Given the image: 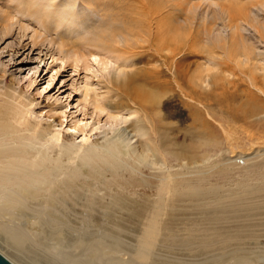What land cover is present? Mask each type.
<instances>
[{
	"label": "rangeland",
	"instance_id": "1",
	"mask_svg": "<svg viewBox=\"0 0 264 264\" xmlns=\"http://www.w3.org/2000/svg\"><path fill=\"white\" fill-rule=\"evenodd\" d=\"M108 1L107 8L93 6L82 11L80 0H0L4 24L11 23L6 33L0 27V142L15 146L17 151L10 153L11 157L27 161L30 171L40 167L35 162L38 152L69 169L57 179L53 194L60 198L59 205L65 200L66 212L72 209L66 216L72 231L65 233L66 241L60 225L45 222L51 231L46 232L48 242L120 241L122 252L118 255L125 261L133 258L132 264H264V93L224 55L229 47L208 44L206 38L208 31H217L222 24L215 6L251 8L264 0L165 3L171 17H180L178 22L169 18L171 24H182L187 14L194 23L183 26L178 53L168 65L161 57H131L124 73L119 69L125 62L119 57L123 54L95 47L92 33L101 31L99 26L105 20L114 19L118 27L126 24L141 2L147 7L162 2ZM179 1L182 6L175 4ZM29 5L39 22L26 13ZM196 6H200L197 13L193 12ZM78 10L83 17L80 30L72 26ZM43 12L52 14L47 27L40 23ZM120 12L123 16H118ZM242 33L264 57V42L257 33L252 29ZM225 37L226 42H232ZM60 43L70 45L60 52ZM72 49L85 63L69 58ZM208 49L217 53L214 63L208 62ZM90 52L109 58L107 65L87 59ZM242 67L249 73V64ZM156 69L164 72L159 85H140L161 98L159 114L155 104L133 100L121 91L127 75ZM263 72L255 70L264 84ZM198 75L207 80L205 91L218 97L209 107L214 119L204 109L195 119L187 97L174 81L177 77L181 83L195 82ZM51 133L59 139H52ZM29 141L38 152L25 145ZM69 149L71 156L66 157ZM148 150L153 157L146 156ZM153 159L160 166L152 165ZM164 161L167 168L161 165ZM169 174L175 178L173 182ZM167 200L166 215L157 221L138 213ZM52 208L56 212V206L52 204ZM3 217L0 223L8 220ZM39 217L55 218L39 213L21 223L42 233L44 229L32 223ZM5 237L0 229V249L17 264H43L34 254L6 244ZM144 245H150L147 262L135 255ZM69 249L73 257L86 256L83 249Z\"/></svg>",
	"mask_w": 264,
	"mask_h": 264
},
{
	"label": "bare ground",
	"instance_id": "2",
	"mask_svg": "<svg viewBox=\"0 0 264 264\" xmlns=\"http://www.w3.org/2000/svg\"><path fill=\"white\" fill-rule=\"evenodd\" d=\"M157 1L162 2V4L154 3V6L148 5L147 7L146 4H143L144 2H141L140 4L142 6L141 7L136 6L135 11L132 12V17L125 20L128 22L126 24H123L120 27L116 26L117 24H115L114 19L112 20L110 19L107 21L105 20L99 26L101 31L99 32L95 31L93 33L92 31H90L96 37L94 41L95 47L100 46L103 49L108 50L109 53H115L119 55L123 54L119 56L125 59V62L123 61L121 66H119V69L121 68L120 69L121 73L125 72L123 69H127V67H129V65L127 64L131 63V57L134 58V56H151L153 58L161 57L162 61L166 65H168L170 59L174 58V56L178 53L180 43L182 42L180 40V37L182 35L181 31L184 30L183 26L185 24H187V26L188 24H194L192 19H190L191 17L188 14L186 17L182 19V22H183L182 24L181 23L179 25L171 24L170 22L172 21L169 18L173 20H177V22H178V19H180L179 14L177 15L174 14L175 16H177L175 18L170 16V10L168 8V5L166 6L165 3L172 2V0H157ZM180 1L175 4H177L178 6H182L183 4H181ZM80 2H81L80 7L82 11H86L90 7H93V6H96V8L98 9L101 7L107 8L110 5V1L108 0H80ZM198 7L200 6H196L194 10L190 8V10L191 11L193 10V12L195 11L197 13V10L199 9ZM215 7L217 11L219 12L217 14V18L222 21V24H221V27L217 29V31L213 32V29H211V31H208L206 35V38L208 41L207 43L212 44V45L213 43H215V44H218V46L220 45L222 48L229 47L227 51L224 53V55H228V57H230V62H233L236 66L238 65L239 70L242 71L241 73L245 74L248 80L250 81L249 83H251L254 86H257V88L261 92L264 93V87H263L264 84L261 82V80H259L258 78L259 76L255 73V70L264 71V57L260 53L259 54L256 53V48L254 47V45H251L248 42H246L247 39L244 38V33H242V31L247 32L252 29L257 33L258 39L264 42V21H260V17L261 16L264 17V11L262 10V8H264V2L261 4L254 5L251 8L249 6H237V7L234 6V7H231L230 9H227V8L225 9L224 6L222 7L220 5L215 6ZM32 9L33 7L29 5V8L25 9V11L29 15V17L35 18V20L39 22L37 18L34 17ZM176 10L177 9H175L174 12ZM35 11H38V9H36ZM79 12L80 11L78 10L77 14L74 16V21L72 23V26H75V29L77 30H80L79 25H81L83 22V17ZM50 15L52 16V14H48L46 12H43V14L40 15L42 16V21H40L42 26L46 25L47 27L53 21V18L50 17ZM118 16H123L122 12H120ZM60 19L63 21V18L61 16H58V20ZM0 20H2L0 21L1 30H3L5 33L10 31L11 23L7 22V24H4V20L1 14H0ZM190 28H191V25H190ZM225 36H228L229 37L228 39L231 38L232 42H229L230 40L226 42L227 39H225L226 38ZM141 41L143 42V44L138 45ZM69 45L70 43H60L59 44L60 52H62L64 47H69ZM136 45H138L137 47L139 49H137ZM75 50L76 49H72V52L69 58L72 59L75 63H78V62L85 63L84 58L80 55L78 51H75ZM225 50L226 49H224V51ZM216 55H217L216 52L209 50L208 56L210 59H208L209 61L208 60L207 61L212 62V60L216 58ZM89 57L91 58L92 61L99 60L100 63H103L105 66L107 65L106 64L107 61H109V58L107 59V57L106 58L102 57L96 52H92V53L90 52L89 55L87 56V59ZM247 64H249L250 66V71H249L250 74L243 71L242 66L247 65ZM163 73L164 72L162 70L156 69L152 72L143 70V71L136 72L134 74H129L127 75L124 83L121 86V91L123 92V94H125L129 98H132L133 100H138L139 102H142V103L155 104L157 108V112L159 114L161 113V107H162V106L160 107L161 98L157 97L155 93L152 92L147 87L149 86L152 88H156L160 83V79ZM207 75L208 74H206L205 77H207ZM178 79L179 78L176 77L174 78V81L176 82L179 90H181L187 97L189 101L188 107L193 110L191 111H192L194 118L196 119L197 114L200 115V110L204 109L208 117L210 119H214L213 115L209 112V107L211 108L213 105V102H217L219 100L217 96L215 97L212 95L214 93L205 91L204 84H207L206 78H204V76L202 77L198 75V77H196L195 82L185 81L182 83ZM140 83L146 85L147 87L143 89ZM189 87L190 89H188ZM16 113L21 114L20 112H16ZM34 132L38 133L36 131ZM33 135L35 134L33 133ZM51 137L52 139H59L57 134L52 136V133H51ZM25 145L37 151L36 146L32 141H29ZM14 151H17V148L15 146L10 145V143H7V142H0V217L2 218V216H4L5 218L7 217L6 219H8L0 223V229H3L4 233L6 234V237H5V239L7 238L5 240L6 244L8 243L9 245H12L17 250L22 251V252L24 251V253L26 251V252H29V254L30 253L34 254L35 255L34 258H36V260L40 261L43 264H132L133 263L134 261L133 258H130L129 261H125L120 257V255H118L119 252L120 253L122 252L120 241H118V243L116 242L113 243L112 241L107 244L105 240L96 239V240L89 242L90 240L84 241L81 239V240H77L76 243H69L70 240L69 242H66V243H61V242H57L55 244L52 242L49 243L48 241L50 239L46 238L48 236L46 232L50 234L51 231H47L45 222L47 223L56 222L57 225H60L58 228L60 229L61 232H63L64 235L68 231H72L70 230V228H72L73 226L70 223V221L67 219L68 217L66 218V216L68 215L67 212L71 213L70 210L72 209H69L70 207L68 206L69 207L68 210L70 212L68 210L66 212V209L63 208L65 207V204H64L65 200L62 205H59L58 201L60 198L56 197L53 194L54 193L53 187L56 185L58 181L57 179L64 177L62 176V174L63 175L66 174L67 170L69 169L63 167L64 168V171H63L62 170L63 168H61L59 164L53 163L54 159L50 158L48 155L41 156V154H39V152L37 151L38 156L36 157L35 162H38L40 164V167L37 170L30 171L28 170L29 163L27 161L20 160V159H14L13 157H11ZM70 154L71 153L69 149L67 150L66 157H70L71 156ZM146 156L153 157L149 150ZM161 163H162L161 165L164 168H167L166 161L161 162ZM53 164H54V167L52 166ZM151 164L160 166V162L159 161L157 162L154 159ZM168 179L170 182H173L175 178L173 179L172 174H169ZM89 199H91V197ZM95 199L97 200V198ZM44 200L46 203H44V205L41 206ZM52 204L56 206V212H54L52 208ZM95 205H98V203ZM166 205L168 206V200L165 203H160V204H159V201H157L152 207L147 208V209H141L140 211H138V213L139 215L146 218L147 220L157 221L166 215V208L164 207ZM86 206H89V204ZM89 207H91V205ZM76 211H77L76 213H78V210ZM82 212H81V215H82ZM39 213H48L49 216L55 217V218H51L47 220L44 217H39V219H35V221L32 222L33 224H36L40 228H42V230L44 229L42 233L34 232V230L29 228L30 227L29 225L27 226L26 224L21 223L24 219L29 220L32 218H36V216L39 215ZM94 216L96 217V215ZM93 218H91V220ZM15 221H18V222L16 223ZM87 223L89 224L90 222H87ZM91 225H92V222H91ZM29 229H31V232ZM80 229L82 228L80 227ZM83 230H86V227ZM73 231L76 232V230H73ZM88 232L89 231H87V233ZM70 234L71 233H69V236ZM117 234H118V231H117ZM74 236H76V234ZM67 237L65 235L64 239L66 241H67ZM80 238H83V237H80ZM110 238L112 239L114 238L113 240H115V237H110ZM88 239H91V238L88 237ZM149 246L150 245H144L143 247L145 249L142 247L135 254L136 257L140 261L147 262L151 259L150 254L147 251L148 248H150ZM69 247H72L74 250L83 249L82 251L86 252V254H84L86 255L85 258L84 256L83 258H80L77 256L73 257V254L70 251ZM105 248H109V250L105 252ZM0 252L3 253L5 256H7L12 262L17 264L14 261V259H12L13 256L9 257L10 255L8 256L5 251H2V249H0ZM116 252L118 256L116 255ZM109 253H112L114 256L108 257L107 255H109ZM77 258H80V259H77Z\"/></svg>",
	"mask_w": 264,
	"mask_h": 264
},
{
	"label": "water",
	"instance_id": "3",
	"mask_svg": "<svg viewBox=\"0 0 264 264\" xmlns=\"http://www.w3.org/2000/svg\"><path fill=\"white\" fill-rule=\"evenodd\" d=\"M0 264H15L7 256L0 252Z\"/></svg>",
	"mask_w": 264,
	"mask_h": 264
}]
</instances>
